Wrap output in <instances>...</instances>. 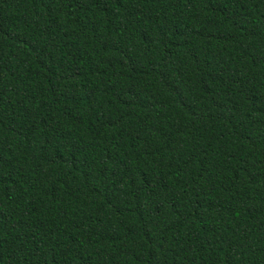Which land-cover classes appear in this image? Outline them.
Returning a JSON list of instances; mask_svg holds the SVG:
<instances>
[{"label": "trees", "instance_id": "trees-1", "mask_svg": "<svg viewBox=\"0 0 264 264\" xmlns=\"http://www.w3.org/2000/svg\"><path fill=\"white\" fill-rule=\"evenodd\" d=\"M0 264H264V0H0Z\"/></svg>", "mask_w": 264, "mask_h": 264}]
</instances>
